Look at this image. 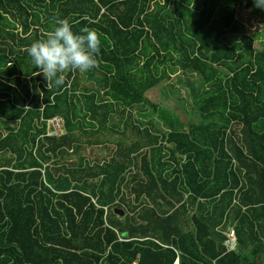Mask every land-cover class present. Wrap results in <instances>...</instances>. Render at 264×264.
<instances>
[{
    "label": "trees",
    "instance_id": "trees-1",
    "mask_svg": "<svg viewBox=\"0 0 264 264\" xmlns=\"http://www.w3.org/2000/svg\"><path fill=\"white\" fill-rule=\"evenodd\" d=\"M238 7L264 22L253 0H0V264H264V39ZM61 19L100 51L57 88L26 48ZM178 70L197 121L145 95ZM142 106L156 120L126 133Z\"/></svg>",
    "mask_w": 264,
    "mask_h": 264
},
{
    "label": "rangeland",
    "instance_id": "rangeland-1",
    "mask_svg": "<svg viewBox=\"0 0 264 264\" xmlns=\"http://www.w3.org/2000/svg\"><path fill=\"white\" fill-rule=\"evenodd\" d=\"M236 19L238 22L243 24L247 34L254 35L256 41L259 42L264 39V22L261 17L257 14H252L246 10L238 7L236 9ZM170 74V73H169ZM200 91V78L197 74L190 71H181L178 70L169 75L168 78H165L157 84L155 87L151 88L146 92V97L150 98L152 102L158 103L161 107H165L167 110L174 112L181 121L185 123H190L197 121L199 119V114L196 107L197 94ZM141 111H151V108L148 106H142L140 110H132L131 113V122H128L127 132L129 133L132 124H136L138 127L142 126L140 122L155 121L156 117L141 118L138 113ZM128 113V111H127ZM136 113V114H134ZM155 115V114H154ZM127 116L120 118V115L113 114L111 117L110 125H113L116 135L113 137L114 140L120 139V132L124 130L122 123ZM122 119V120H120ZM128 119H126L127 121ZM140 121V122H138ZM137 122V123H136ZM143 127V126H142ZM3 131L2 125L0 124V133ZM62 132V131H61ZM125 137V136H124ZM113 146L110 142L104 147L94 146L92 149L87 148L86 152L91 153L90 157L96 159H102L107 157L110 154V150ZM264 261V257H263Z\"/></svg>",
    "mask_w": 264,
    "mask_h": 264
},
{
    "label": "clouds",
    "instance_id": "clouds-1",
    "mask_svg": "<svg viewBox=\"0 0 264 264\" xmlns=\"http://www.w3.org/2000/svg\"><path fill=\"white\" fill-rule=\"evenodd\" d=\"M253 5L264 10V0H253ZM99 51L100 40L94 30L76 31L65 19L59 20L53 30L26 48L38 73L57 88L65 84L62 74L66 71L87 72L95 68Z\"/></svg>",
    "mask_w": 264,
    "mask_h": 264
},
{
    "label": "built area",
    "instance_id": "built-area-1",
    "mask_svg": "<svg viewBox=\"0 0 264 264\" xmlns=\"http://www.w3.org/2000/svg\"><path fill=\"white\" fill-rule=\"evenodd\" d=\"M62 131V132H61ZM63 133V122L62 119L59 117H53L47 121V135H60ZM225 240L224 246L226 247L227 251H234L236 250V237L233 228H229L225 231ZM120 241H126L125 238L119 237ZM167 247V246H166ZM138 256L133 264H137ZM174 264H178V258L176 259Z\"/></svg>",
    "mask_w": 264,
    "mask_h": 264
},
{
    "label": "crops",
    "instance_id": "crops-1",
    "mask_svg": "<svg viewBox=\"0 0 264 264\" xmlns=\"http://www.w3.org/2000/svg\"><path fill=\"white\" fill-rule=\"evenodd\" d=\"M149 91V90H148ZM148 98V97H147ZM148 99H150V98H148ZM134 114H136V113H134ZM138 115L141 117V118H148V117H150L151 115H150V112H148V111H141L140 113H138ZM126 239V241H128V240H130V239H128V238H125ZM119 240V239H118ZM176 261V260H175Z\"/></svg>",
    "mask_w": 264,
    "mask_h": 264
},
{
    "label": "water",
    "instance_id": "water-1",
    "mask_svg": "<svg viewBox=\"0 0 264 264\" xmlns=\"http://www.w3.org/2000/svg\"><path fill=\"white\" fill-rule=\"evenodd\" d=\"M122 211H123V210H122ZM120 212H121V211H120ZM117 213H118V211H117ZM121 214H122V215H124V211H123V212H121Z\"/></svg>",
    "mask_w": 264,
    "mask_h": 264
}]
</instances>
